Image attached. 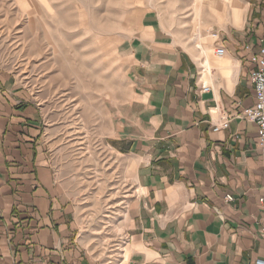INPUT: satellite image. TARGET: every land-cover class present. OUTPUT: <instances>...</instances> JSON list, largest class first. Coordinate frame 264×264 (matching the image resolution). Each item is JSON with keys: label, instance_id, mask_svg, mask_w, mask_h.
Instances as JSON below:
<instances>
[{"label": "crops", "instance_id": "crops-1", "mask_svg": "<svg viewBox=\"0 0 264 264\" xmlns=\"http://www.w3.org/2000/svg\"><path fill=\"white\" fill-rule=\"evenodd\" d=\"M203 2L196 12L207 18L185 37L179 23L141 10L112 57L106 43L100 115L87 99L80 131L72 121L71 138L99 141L109 174L118 216L106 244L83 237L93 212L63 189L42 106L0 65V264L264 261V157L240 115L254 103L250 56L264 37V0H243L241 17L227 0Z\"/></svg>", "mask_w": 264, "mask_h": 264}, {"label": "rangeland", "instance_id": "rangeland-1", "mask_svg": "<svg viewBox=\"0 0 264 264\" xmlns=\"http://www.w3.org/2000/svg\"><path fill=\"white\" fill-rule=\"evenodd\" d=\"M227 1L225 7L241 17L243 0ZM195 3L196 0H0V65L13 69L29 86L32 101L42 106L52 160L63 189L67 196L77 194L79 206L93 212V220L81 222L84 238L98 236L106 244L113 233L117 234L118 212L112 188L104 182L109 174L105 172L99 141L70 136L71 125L75 123L78 131L84 125L80 117H85L87 99H92L91 106L100 115L97 95L105 82L111 81L106 79L102 59L106 43L112 57L123 32L141 10L147 9L159 12L173 25L179 23L176 29L185 37L189 31L197 30L199 20L207 18L204 9L196 12ZM58 127L62 130L61 141L53 138ZM87 221L92 233L86 227Z\"/></svg>", "mask_w": 264, "mask_h": 264}, {"label": "built area", "instance_id": "built-area-1", "mask_svg": "<svg viewBox=\"0 0 264 264\" xmlns=\"http://www.w3.org/2000/svg\"><path fill=\"white\" fill-rule=\"evenodd\" d=\"M211 37L217 39L218 35L216 33H211ZM260 42L262 44L258 47L257 51L250 56V62L254 65V70L250 75L254 103L251 107L244 108L240 115L244 120L252 123L256 127V148L264 157V37ZM245 50H249V47H245ZM215 54L217 56H222L224 54V49H216ZM203 91H207V88L203 87ZM228 124L229 119H226L220 125L213 126L212 130L215 132L221 129H227ZM226 200L232 201V198L227 196ZM259 203L264 204V198L259 199ZM261 231L264 233V227ZM253 264H264V261L257 259Z\"/></svg>", "mask_w": 264, "mask_h": 264}, {"label": "bare ground", "instance_id": "bare-ground-1", "mask_svg": "<svg viewBox=\"0 0 264 264\" xmlns=\"http://www.w3.org/2000/svg\"><path fill=\"white\" fill-rule=\"evenodd\" d=\"M233 5H235V3Z\"/></svg>", "mask_w": 264, "mask_h": 264}]
</instances>
